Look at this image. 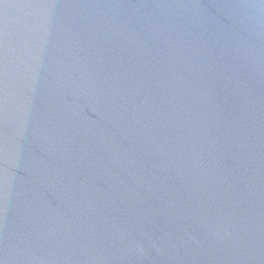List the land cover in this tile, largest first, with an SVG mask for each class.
Here are the masks:
<instances>
[{
	"label": "water",
	"instance_id": "obj_1",
	"mask_svg": "<svg viewBox=\"0 0 264 264\" xmlns=\"http://www.w3.org/2000/svg\"><path fill=\"white\" fill-rule=\"evenodd\" d=\"M0 264H264V0H0Z\"/></svg>",
	"mask_w": 264,
	"mask_h": 264
}]
</instances>
